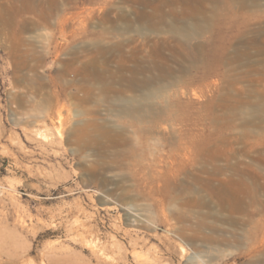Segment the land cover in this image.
<instances>
[{
  "label": "rangeland",
  "instance_id": "obj_1",
  "mask_svg": "<svg viewBox=\"0 0 264 264\" xmlns=\"http://www.w3.org/2000/svg\"><path fill=\"white\" fill-rule=\"evenodd\" d=\"M193 3L165 4L147 20L139 11L153 9L134 0L17 4L27 31L0 34V264H264V203L232 224L213 198L206 207L166 202L164 220L148 175L166 172L169 144L150 140L148 151L142 134L136 146L139 128L213 132L223 140L212 163L227 174L250 164L264 201L255 162L264 154V0H205L196 13ZM157 112L156 124L138 119ZM89 120L120 142L99 136L103 147L80 150V128L98 133ZM195 214L210 225L178 233ZM82 223L94 231L83 242Z\"/></svg>",
  "mask_w": 264,
  "mask_h": 264
},
{
  "label": "bare ground",
  "instance_id": "obj_2",
  "mask_svg": "<svg viewBox=\"0 0 264 264\" xmlns=\"http://www.w3.org/2000/svg\"><path fill=\"white\" fill-rule=\"evenodd\" d=\"M23 1H26V2L29 3L30 0H8V2L6 1L7 2L6 4H4L5 1H4V3L2 2V0L0 1V34H1V36L3 35V33H5V34L6 33H10L11 35L12 34L19 33L20 31H22L26 27V25L24 24V22L21 23L18 20H17V22L15 21L16 20L15 19L16 17L22 16L23 11H26V10H23L22 9V6L20 7L19 5H17L18 3H21ZM134 1H135V3L136 2L139 3L142 7H149L151 9H153L152 11H145L146 9L141 8V10L139 11V13H138L139 14V17L141 19H146V20L149 19L153 14H156L155 12L159 11L161 9V6H163L165 4L173 3V2H183V3H187V0H168V1L167 0H134ZM204 1L205 0H193L194 3H193V6L190 8V12H192V13L195 12L198 3H203ZM39 4H41V3H39ZM45 4H47V3H45ZM25 5H26V3H25ZM36 7H39V5L36 6ZM53 8H54V6H53ZM123 11L126 12V10H123ZM46 12H48V11H46V8H42L40 10V13L39 14H41L43 16V15H45ZM134 12H135V10H134ZM199 12H197V13H199ZM121 13H123V12H121ZM27 15H29V13ZM187 15H188V13H187ZM29 16L31 17V15H29ZM32 16H33V14H32ZM37 16H39V15H37ZM18 18H20V17H18ZM41 19H44V18H41ZM34 25H37V24H34ZM191 26H193V25L191 24ZM25 30L27 31L26 28H25ZM25 30H24V32H25ZM200 30H201V27L200 26H195L192 29V33L193 34L194 33H197ZM188 36H190V34H188ZM2 37H1V39H2ZM16 37H17V39H19L18 36H16ZM10 39H11V37H10ZM8 40H9V38H8ZM15 41H17V40H15ZM19 41H21V40H19ZM28 42H29V40H28ZM17 43L19 44V42H17ZM21 43H22V41H21ZM9 44L10 43H8V45ZM12 45H11V47H12ZM5 46H6V44H5ZM197 49L200 50V48H198V47L196 48L195 54L198 56L199 54L197 52ZM98 50H99V48H98ZM10 51H12V50L9 49V52ZM12 52L14 53V51H12ZM22 52L23 51H21L20 53H22ZM26 52H25L24 55H26ZM15 54H16V52L13 54V56ZM15 56H17V55H15ZM29 56H28V58H29ZM31 56H32V54H31ZM20 60H21V58H20ZM20 60H19V63H20ZM16 61H18V60L16 59ZM27 64H28V62H27ZM96 65H97V63H96ZM30 67H32V66H30ZM66 69H68V68H66ZM31 70H34V69L31 68ZM91 86H93V85H91ZM105 89H107V88H105ZM93 91H95V90H93ZM157 96H160V95H157ZM82 97H84V96H82ZM88 97H90V96H88ZM153 97H154L153 94H147V98L148 99H152ZM53 98H52V100H53ZM262 98L264 99V96H262ZM53 101H52V103H53ZM41 102H45V101H42L41 100ZM49 104H50V102L48 103V105ZM40 105H42V104H40ZM44 106H46V105L43 104L42 107H44ZM38 107L39 106H37V108ZM42 107H41V109H42ZM48 107H50V105ZM121 107H123V110H125L127 112H133V111H135V107L132 106V103H131L130 100H122V106ZM39 110L40 109H38V111ZM42 110H43L44 113L47 112V111L45 112L46 108H43ZM39 112L41 113L42 111H39ZM40 113L38 115H40ZM42 114L43 113H41V116H42ZM163 114H165V113H163ZM60 115H62V114H60ZM57 116H59V115H57ZM138 117H139L138 118L139 120H146V121L151 122L153 124H156V123H158V122H160L162 120V117H161L160 114H158V112L157 113H153V114H151V113H149V114H141ZM57 120H59V119H57ZM70 120H71V118H70ZM52 123H55V122H52ZM86 125L87 126H92V128L95 131H97L99 134L97 133V135L95 134L94 136H89L85 132L86 126L80 128V137H79V143H78V147L80 148V150L86 149L87 147H89L92 144H94V146H96L94 148H98V146L103 147L102 145H100L101 144L100 143L101 141L99 140V138H100L99 136H105V137H107V140H108V142L111 143V145L112 144L119 143L120 140H121L120 135H117V133L114 134L115 132L114 133L113 132L111 133L109 130L101 129L100 128L101 127V123H99V125H100L99 126L97 123H95V120H89V123L86 124ZM107 126H108V124H107ZM201 131L200 132H194V131L181 132V131H176L174 129H170V130H167V132H161L159 130L153 129L152 127L139 128V129H137L136 132L138 134V137H136V140L138 141L139 144L136 143V146L139 145L140 148L142 147L141 142H142V134H143L145 136L146 146H148V151L151 149L150 148V144H149V141L150 140H154L156 142V144L158 143V140L166 141L169 144V147H170V149L168 151V156L167 157L170 158L171 160L169 161V164L167 166L166 172H163V171H161L163 173L158 172V174L157 175L155 174V176L152 173H149V175H148L149 176L148 178H150L156 184L155 186L153 185V187L151 188L152 189L150 191L151 196L153 194H156L157 195V200L161 204L160 210H161V214L164 216V217L162 216L164 218V220H167L166 217L169 218L168 217L169 215L167 213H165V211H164L165 210V205L164 204L166 202L167 203H171V202H176V201L180 200L182 204L188 205L190 207H206V206L209 205V203H208V200L209 199L208 198H213V199L216 200V202H218L219 205H221V207L226 208L230 212V214L225 218V220H227L228 222H230L232 224H239V223L243 224V223H245L244 219H242V218L240 219V218L236 217V215L237 214H247V213H249L250 206H252L255 202H258L261 205H263V203H264V201L262 199L261 200L259 199V201L258 200L256 201V193H257V190L254 189L255 187L253 188V182H254V180L251 179V178H254V179L255 178H258L259 175H257V173H254V174L251 173L250 174V171H248V170H249V168H251V165L250 164H247L246 162H244V165L242 166L241 169H238L237 168L238 169L237 170L235 168L234 171H236V172H234L233 174H227L222 167H219L217 165H214L212 162L215 159V155L217 154L216 150L218 149V147H219L221 141L223 140V138H220L221 140H219V138H218V141H215L214 140V133L213 132H209V131L208 132H204V131L201 132ZM139 132H142V133L140 134ZM179 139H182L183 141H180L179 142ZM102 140H104V139H102ZM103 142L105 143V141H103ZM181 144H182V146H181ZM119 146H121V145H119ZM136 146H134V147H136ZM157 147L158 146H156L154 148L155 149H159ZM149 154L152 155L153 153L150 152ZM121 155H123V153ZM133 155L135 156V154H133ZM180 156H183V159L182 160L180 158L178 159V157H180ZM117 157L118 158H122V157L119 156V154L117 155ZM135 161L136 160L133 159V162L131 161V164H130L131 165L130 167H132V170H131L132 175H135L136 174L135 173V168L137 169V167H136L137 165L136 164H138V163L135 162ZM120 162H119V164H121ZM255 162L257 164H259V165H257L258 168H260L261 170H264V154L258 153V155L255 158ZM119 164H117V167L122 168V165L123 164H121V166H119ZM181 173H183L182 177H180V174ZM260 175H261V173H260ZM259 188H260V185H259ZM261 188H262V186H261ZM259 195H260V193H259ZM176 211L177 212H175L173 209H171V215H172V213L173 214L175 213L174 216H173V219H175L176 221L177 220H179V221L180 220H188L187 219L188 216H186V213H184V212H182L180 210H176ZM205 215H207V214H205ZM193 218H194V220H192ZM190 220H191V222L189 224H186V225H183V226H177V225L175 226V229L178 231V233H179V231H183V229H186V228L187 229H190V230L191 229L192 230H195V232H196V231H199L202 228H205L206 226L208 227L210 225L207 221H205L204 217L202 215H200V214L192 215V217H190ZM192 223H194V225ZM78 229H80V230L78 231L77 235L80 237V239L82 240V242L83 241H86L87 239H90V237H93V234H94L93 233L94 232L93 229L91 227L86 226L84 223H82L78 227ZM206 237H207V235H206ZM260 240H261V238H260ZM100 253H102V252H100Z\"/></svg>",
  "mask_w": 264,
  "mask_h": 264
}]
</instances>
